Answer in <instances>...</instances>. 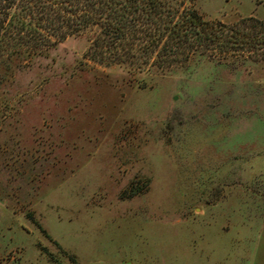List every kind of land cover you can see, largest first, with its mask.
Wrapping results in <instances>:
<instances>
[{"label": "rangeland", "instance_id": "rangeland-1", "mask_svg": "<svg viewBox=\"0 0 264 264\" xmlns=\"http://www.w3.org/2000/svg\"><path fill=\"white\" fill-rule=\"evenodd\" d=\"M91 36L0 72V264H264V47L141 73Z\"/></svg>", "mask_w": 264, "mask_h": 264}, {"label": "trees", "instance_id": "trees-1", "mask_svg": "<svg viewBox=\"0 0 264 264\" xmlns=\"http://www.w3.org/2000/svg\"><path fill=\"white\" fill-rule=\"evenodd\" d=\"M87 33L88 59L141 73L155 63L170 70L264 47V22H211L185 0H0V72H19L25 62Z\"/></svg>", "mask_w": 264, "mask_h": 264}]
</instances>
